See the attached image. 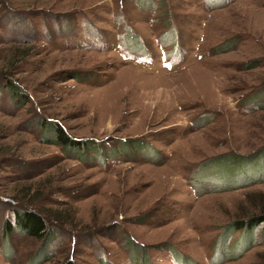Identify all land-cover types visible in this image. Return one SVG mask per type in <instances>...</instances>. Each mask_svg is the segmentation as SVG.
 <instances>
[{
    "label": "rangeland",
    "instance_id": "1",
    "mask_svg": "<svg viewBox=\"0 0 264 264\" xmlns=\"http://www.w3.org/2000/svg\"><path fill=\"white\" fill-rule=\"evenodd\" d=\"M262 211L264 0H0V264H264Z\"/></svg>",
    "mask_w": 264,
    "mask_h": 264
},
{
    "label": "trees",
    "instance_id": "2",
    "mask_svg": "<svg viewBox=\"0 0 264 264\" xmlns=\"http://www.w3.org/2000/svg\"><path fill=\"white\" fill-rule=\"evenodd\" d=\"M227 48L225 47V49ZM256 64L254 62H250L248 64V68H253ZM7 87L12 88L11 95H14L16 91L14 90L13 93V87L9 82H6ZM40 128V131L42 133V136L44 139H42L44 142L47 141V143L53 144V145H59L60 147L64 148L65 153H70L72 151H75L79 154L80 151H86L88 150V146L85 145L83 141L75 140L71 137H69L66 132L63 130V128L59 124H51L48 120H39L36 124V128ZM93 148H90L93 153V157L97 159V161L105 162V160L108 158L107 156L113 157L116 154H120V151L124 150V145L122 149L119 148L120 151L117 150V148L113 147L110 148V151H107V154L105 155L103 151L101 150L102 146L100 147L98 144L93 145ZM128 147L129 145H126ZM262 149L258 151L257 153L251 155V158L257 157L259 154H261ZM71 154V153H70ZM73 155V154H71ZM85 156V155H83ZM78 161L84 162L85 158L82 156L74 155ZM227 157V156H222ZM234 160L237 161H248L247 157L235 155ZM92 159V158H91ZM233 160V159H231ZM15 217L17 226L29 237L35 238L37 240H43L45 238L46 242H54L56 240L57 234L54 228H50L51 225L49 224L46 216L41 214L40 212H37L35 210H27V208L19 210L18 209H12L11 211ZM264 223V211L257 213L256 215L246 219V220H237L231 223L230 225L226 226L223 230V242H226V239L231 237L234 233L241 231L243 236L248 235L250 232H252L254 229L258 228L261 224ZM50 225V226H49ZM10 230V224L9 222L5 223V229L4 233L5 235H8V232ZM264 231V228H263ZM46 244V243H44ZM253 244H250L249 247L251 248Z\"/></svg>",
    "mask_w": 264,
    "mask_h": 264
}]
</instances>
